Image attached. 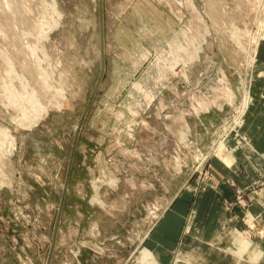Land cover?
<instances>
[{
	"label": "rangeland",
	"instance_id": "374dc122",
	"mask_svg": "<svg viewBox=\"0 0 264 264\" xmlns=\"http://www.w3.org/2000/svg\"><path fill=\"white\" fill-rule=\"evenodd\" d=\"M263 42L264 0H0V264H165L147 234L251 148ZM262 176L167 264L264 263Z\"/></svg>",
	"mask_w": 264,
	"mask_h": 264
},
{
	"label": "crops",
	"instance_id": "0c3cea01",
	"mask_svg": "<svg viewBox=\"0 0 264 264\" xmlns=\"http://www.w3.org/2000/svg\"><path fill=\"white\" fill-rule=\"evenodd\" d=\"M259 62L264 66V42L259 49ZM261 84L258 93L262 91L264 94V82L261 81ZM242 132L250 141H252V143L250 142L251 148L246 147L245 144L240 148L237 146V154L233 151L237 165L228 167L212 155L211 164L216 170V173L214 177L210 178V182L214 183V185L209 187L207 193L200 194L194 204L192 203V197L190 195L184 194L178 197L173 204L169 206L170 208L168 207L169 209L159 219L154 228H152L147 234L146 245L152 248L162 246L164 248L172 249L173 251H176L175 249L179 251L185 245L191 247L195 244V237L187 230L186 226L189 221V213L196 207L198 208V211L201 212V215H205L201 217V220L204 221L203 223L200 222L201 226L204 227V225H207L213 229V231L210 232V238H216V243L219 245L221 243H219L220 240L219 238L217 239L216 235L218 229L221 228L222 231H225L228 227H233L231 221L233 218H238L236 224L239 226L244 225L241 220L244 207L241 203H235L237 201H235L236 194L233 191V186L228 183L229 179H225L224 177L227 176L229 178L230 176L238 187L248 188L250 187V184L253 185L256 183L261 174L264 175V97L256 96L251 103L245 116ZM230 141L232 144H236L234 140L230 139ZM239 165L244 167L246 171L245 173H243L241 169L239 170ZM221 175H224V177ZM261 178L264 177L262 176ZM210 191L219 192L211 193ZM257 193L256 196L264 202V186ZM252 194V196H255L254 192H252ZM220 196L224 200L232 199L231 201H234L232 203H235L236 205H233V214L228 213V211L224 209ZM252 196L249 194L250 198ZM239 198L241 199V195ZM253 200L254 199L251 198L248 207L253 203ZM257 208L258 213L260 214L258 221L261 225H264V207L260 204ZM214 214H219L227 219H231L223 223V221L219 220L217 216L213 217ZM203 242H205V240H203ZM206 247L211 250V255L216 259L215 251L207 245ZM173 251L172 253H174ZM172 253L163 255L165 264L170 260V255Z\"/></svg>",
	"mask_w": 264,
	"mask_h": 264
},
{
	"label": "bare ground",
	"instance_id": "6f19581e",
	"mask_svg": "<svg viewBox=\"0 0 264 264\" xmlns=\"http://www.w3.org/2000/svg\"><path fill=\"white\" fill-rule=\"evenodd\" d=\"M212 252H210V254H211ZM218 253V252H217ZM221 253V252H220ZM219 254V253H218ZM217 254V255H218ZM220 256V255H219ZM206 257H207V255H206ZM217 258V257H216ZM205 259V258H204ZM207 259V258H206ZM220 259V258H219ZM211 261L212 260V258L210 257V259H207V260H205V262H207V261ZM215 261H216V259H215ZM234 261L236 262V264H242V262H241V259L239 258V257H237V256H234ZM214 262V260H212V262L211 263H213ZM217 263V262H216ZM203 264V263H202ZM207 264H209V263H207Z\"/></svg>",
	"mask_w": 264,
	"mask_h": 264
}]
</instances>
